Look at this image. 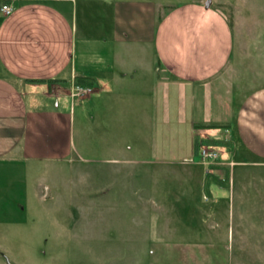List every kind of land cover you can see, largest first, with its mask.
<instances>
[{"label": "rangeland", "instance_id": "374dc122", "mask_svg": "<svg viewBox=\"0 0 264 264\" xmlns=\"http://www.w3.org/2000/svg\"><path fill=\"white\" fill-rule=\"evenodd\" d=\"M159 1L162 15L188 0ZM203 1L222 10L234 31L237 68L225 76V94L251 86L250 54L257 59L254 77L264 82V0ZM85 46L77 40L76 52ZM165 88L146 102L149 117L142 116L136 92L124 90L128 100L99 117L90 114L95 91L76 97V157L0 161V264H264V164L243 150L231 154L228 139L218 138L224 144L210 146L218 150V164L229 158L238 163L231 203L224 186L210 217L200 184L175 183L176 176L188 179L193 172L159 171L199 159L193 147L189 152L193 125L164 123ZM176 95L183 105L182 93ZM190 108L184 117L182 106L176 109L182 121ZM216 120L228 124L229 113ZM209 128L225 133L223 126Z\"/></svg>", "mask_w": 264, "mask_h": 264}, {"label": "crops", "instance_id": "0c3cea01", "mask_svg": "<svg viewBox=\"0 0 264 264\" xmlns=\"http://www.w3.org/2000/svg\"><path fill=\"white\" fill-rule=\"evenodd\" d=\"M97 1L0 0V6L13 7L7 15L0 10V161L76 157V103L72 105L69 91L76 75H82L94 80L89 84L95 91L89 102L91 116L99 117L102 111L111 115L112 105L128 100L125 90L136 92L142 116L149 117L146 102H154L155 90L164 83V123L193 125L189 152L195 136L222 138L228 139L226 149L231 154L233 149L243 150L258 157L253 163L264 164V82L256 81L257 59L250 54L251 86L238 95L225 94V76L231 67L237 68L233 64L238 54L233 53L234 31L222 10L207 1L188 0L171 5L157 20L159 0ZM77 40L86 45L79 54ZM134 48L140 52H130ZM176 93H182L183 105ZM187 104L192 108L182 121ZM228 113V124L216 120ZM199 116L204 118L199 121ZM222 122L226 123L223 134L202 126ZM197 126L199 133H195ZM223 161L154 170L193 172L188 179L176 176L175 183L200 184L203 199L210 201L207 214L211 217L224 186V198L228 203L233 198L238 162Z\"/></svg>", "mask_w": 264, "mask_h": 264}, {"label": "built area", "instance_id": "2783aa9c", "mask_svg": "<svg viewBox=\"0 0 264 264\" xmlns=\"http://www.w3.org/2000/svg\"><path fill=\"white\" fill-rule=\"evenodd\" d=\"M0 10L4 15H7L12 12L13 7L8 3H2L0 6ZM92 92V88L88 85H78L73 84L70 88L69 95L71 100L76 97H84L89 95ZM218 150L210 146H203L198 154V160L189 159L190 163H202V164H215L218 163Z\"/></svg>", "mask_w": 264, "mask_h": 264}, {"label": "trees", "instance_id": "16d2710c", "mask_svg": "<svg viewBox=\"0 0 264 264\" xmlns=\"http://www.w3.org/2000/svg\"><path fill=\"white\" fill-rule=\"evenodd\" d=\"M156 18H157V20H159L161 18V15L157 14ZM53 80H57V79H48L47 81L50 82ZM74 83L78 84V85H89V84H93L94 80L90 76L76 75ZM202 126H207V127L223 126L224 127L226 125L225 124L210 123V124H205V125L202 124ZM222 142L220 141V139H203V138H199V137L195 136L194 140H193V153H194V155L197 156L199 154L200 149L203 146H215V145L224 144V142L223 143Z\"/></svg>", "mask_w": 264, "mask_h": 264}]
</instances>
